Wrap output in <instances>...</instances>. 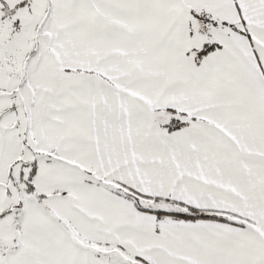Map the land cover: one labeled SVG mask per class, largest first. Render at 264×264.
Wrapping results in <instances>:
<instances>
[{"label": "snow or ice", "instance_id": "snow-or-ice-1", "mask_svg": "<svg viewBox=\"0 0 264 264\" xmlns=\"http://www.w3.org/2000/svg\"><path fill=\"white\" fill-rule=\"evenodd\" d=\"M0 264H264V0H0Z\"/></svg>", "mask_w": 264, "mask_h": 264}]
</instances>
